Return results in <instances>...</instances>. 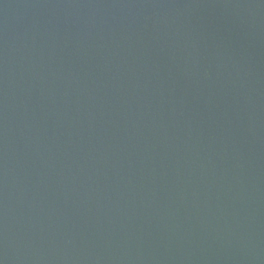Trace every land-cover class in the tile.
<instances>
[{"label":"water","instance_id":"obj_1","mask_svg":"<svg viewBox=\"0 0 264 264\" xmlns=\"http://www.w3.org/2000/svg\"><path fill=\"white\" fill-rule=\"evenodd\" d=\"M0 264H264V0H0Z\"/></svg>","mask_w":264,"mask_h":264}]
</instances>
